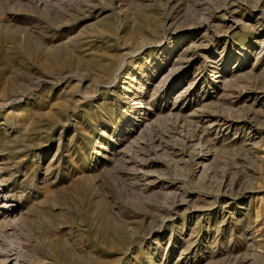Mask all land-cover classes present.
Wrapping results in <instances>:
<instances>
[{"label":"rangeland","instance_id":"374dc122","mask_svg":"<svg viewBox=\"0 0 264 264\" xmlns=\"http://www.w3.org/2000/svg\"><path fill=\"white\" fill-rule=\"evenodd\" d=\"M0 264H264V0H0Z\"/></svg>","mask_w":264,"mask_h":264}]
</instances>
